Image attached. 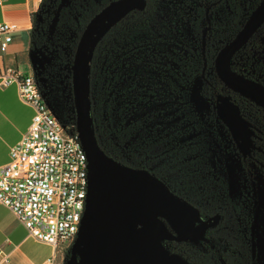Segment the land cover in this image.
<instances>
[{
  "label": "flooded vegetation",
  "instance_id": "af4514ba",
  "mask_svg": "<svg viewBox=\"0 0 264 264\" xmlns=\"http://www.w3.org/2000/svg\"><path fill=\"white\" fill-rule=\"evenodd\" d=\"M262 1L157 0L150 5L153 16L143 10L146 3L139 8L138 19L125 20L129 28L121 44L114 29L109 34L103 71L111 115H121L125 166L150 174L193 210L190 230L183 235L173 221L159 216L171 234L162 245L173 264H264V130L243 113L240 94L222 82L215 68L221 47L237 35ZM194 8L196 16L188 11ZM181 19L190 28L188 34L178 31ZM196 32L201 35V76L207 83L201 115L198 110L193 115L189 100L179 101L177 41L193 39ZM227 35L231 37L223 41ZM247 50L264 58V23L234 55L232 67L237 72V61ZM95 79L99 85L98 74ZM225 100L249 124L247 152L218 114ZM73 105L75 110L74 96ZM69 107L70 102L57 109L63 114ZM210 108L215 113L211 118ZM212 121L221 125L219 133L229 136L227 143L223 138L221 143L238 163H227L223 149L210 152ZM77 240L78 236L65 253L70 256L68 264ZM76 258L78 264V252Z\"/></svg>",
  "mask_w": 264,
  "mask_h": 264
},
{
  "label": "water",
  "instance_id": "95a60500",
  "mask_svg": "<svg viewBox=\"0 0 264 264\" xmlns=\"http://www.w3.org/2000/svg\"><path fill=\"white\" fill-rule=\"evenodd\" d=\"M147 0H113L96 13L82 32L74 55L72 89L77 131L86 152L90 179L86 208L70 264H173L162 240L171 238L159 216L174 222L182 235L191 227L193 210L175 198L156 178L116 162L101 148L92 119L91 59L98 41L127 13ZM264 23V0L237 35L219 50L218 77L233 91L264 108V84L232 67L234 55ZM205 42V39H204ZM218 114L247 152L249 124L230 100Z\"/></svg>",
  "mask_w": 264,
  "mask_h": 264
},
{
  "label": "built area",
  "instance_id": "2783aa9c",
  "mask_svg": "<svg viewBox=\"0 0 264 264\" xmlns=\"http://www.w3.org/2000/svg\"><path fill=\"white\" fill-rule=\"evenodd\" d=\"M4 2L0 0V5ZM16 28V24L0 23V48H7ZM238 72L264 84L262 75H250L245 68ZM0 81L5 86L17 83L23 101L35 109L29 130L11 147L9 162L0 166V202L30 235L55 248L45 264H65V253L82 224L90 179L75 110L69 107L62 114L33 73L8 68L0 74ZM10 259V253L0 248V264Z\"/></svg>",
  "mask_w": 264,
  "mask_h": 264
},
{
  "label": "trees",
  "instance_id": "16d2710c",
  "mask_svg": "<svg viewBox=\"0 0 264 264\" xmlns=\"http://www.w3.org/2000/svg\"><path fill=\"white\" fill-rule=\"evenodd\" d=\"M111 1L112 0H104L99 6L96 7L95 5H93L88 9L87 12L82 14V16L79 14V18H75L74 22H71L72 25L75 24V21L78 22L80 36L91 18ZM156 2L157 0H147V4L143 7V10L150 14L149 17L153 16L155 12L154 7H150V5ZM140 12L141 11L139 10V8L131 10L106 32V34L98 41L97 45L95 46L90 67V97L92 102V119L97 140L104 152L109 157L122 165H125L122 122H116L114 116L111 115L110 100H108L107 98L105 87L106 73L105 71H103V69H105V62L107 60L106 56L108 54L107 51L109 44V34L114 29L116 36L115 40L118 44H121L124 39L126 30L129 28L128 24L125 23V20L138 19L140 17ZM189 30L190 28L189 26H187L185 20L181 19V21H179L178 23L179 33L184 32L188 34ZM43 33L44 32L39 29L37 16L33 17V27L31 29V48L33 50V53L37 52L36 54H34L36 56L34 71L36 81L40 85L42 91L45 92L46 95L57 106H59L60 108L66 107L70 102V106L74 109L72 93L73 89L71 84L72 73L69 75L70 81H68V78L64 75V68L67 63L65 61L64 54L59 51H55L54 48H51V44H56V42L52 39L50 40V42L45 40V36ZM78 41L79 39L77 40L76 44H74L73 57L75 55ZM184 41L185 40L181 37H179L177 41L178 51L181 49L183 53L186 51V49H184ZM179 45H181L180 48ZM182 45L184 46L182 47ZM45 47L47 48L45 51H43ZM180 64H183V62H180ZM187 64L189 65V60ZM97 66H99L98 70L96 69ZM71 67L72 63H70L69 69ZM96 74L99 75V85H96L95 83ZM187 75H191L190 72H188ZM212 81L214 83V81L217 80L216 78H214L212 79ZM239 102L240 108L243 113H246L248 116L258 121L259 124L262 125V128L264 130V108L246 98L245 96H242L241 94ZM118 131H121V134L119 136L120 138H118Z\"/></svg>",
  "mask_w": 264,
  "mask_h": 264
},
{
  "label": "crops",
  "instance_id": "0c3cea01",
  "mask_svg": "<svg viewBox=\"0 0 264 264\" xmlns=\"http://www.w3.org/2000/svg\"><path fill=\"white\" fill-rule=\"evenodd\" d=\"M39 0H5L0 5V23L16 24L12 41L0 48V74L8 68L21 74L34 73L35 58L31 48L33 17L40 12ZM35 109L23 101L19 86L0 81V166L10 160L11 147L29 130ZM0 248L10 253L6 264H45L55 248L30 235L13 212L0 202ZM62 257V252L59 253Z\"/></svg>",
  "mask_w": 264,
  "mask_h": 264
},
{
  "label": "rangeland",
  "instance_id": "374dc122",
  "mask_svg": "<svg viewBox=\"0 0 264 264\" xmlns=\"http://www.w3.org/2000/svg\"><path fill=\"white\" fill-rule=\"evenodd\" d=\"M103 1L104 0H43L41 3L40 13L37 15L39 29L44 32L45 40L50 42L52 39L56 42V44H51V48L64 54L65 61L67 62L64 68V75L68 78V81H70L69 75L71 74L69 66L70 63L73 64L74 61V44H76L80 37L78 22L75 21L74 25H72L71 22H74L75 18H79L80 15L82 16V14L87 12L93 5H95V7L99 6ZM188 11L193 14V16H196L194 12L196 11L195 8L194 10L189 9ZM201 20L204 21L203 16H201ZM230 37L231 35H227L222 38V40L224 41V39ZM184 42L185 46L182 45V47L184 46L186 51L184 53L181 49L178 51L179 101L185 103L186 100H189V105L192 106L191 108L194 111L193 115L197 114L196 110H198L201 115L202 107L205 108V86L207 84L201 76L202 59L198 56L201 51V35L196 32L194 33L193 39L190 38V40ZM221 44H223L222 41L215 45L220 46ZM180 46L181 45H179V48ZM46 48L47 47H45L43 51H45ZM247 51L248 52H245L239 57L237 65L240 66V68H245L246 72L250 75L264 76V58L253 53L251 50ZM36 53L34 52V54ZM188 60L189 65L187 64ZM180 62H183V64H180ZM188 72H190V76L187 75ZM187 96L188 98H186ZM209 114L210 118L212 114H215L213 108H210ZM114 119L116 122H121V115L115 114ZM214 123V121L210 122L208 137L210 152L212 153L215 152V150L219 151L223 149L224 151H222V153L226 155L227 163H238L236 160H231V156L228 155V146H222L221 140L224 139L227 143L229 141V136L222 135L221 132L219 133L218 129H220L221 125L219 122H216L214 126ZM118 133V138H120L121 131H118ZM64 259L65 264H68L70 256L68 257L65 254Z\"/></svg>",
  "mask_w": 264,
  "mask_h": 264
}]
</instances>
